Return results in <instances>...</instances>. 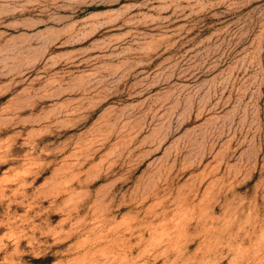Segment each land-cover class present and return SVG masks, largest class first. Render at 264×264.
Listing matches in <instances>:
<instances>
[{"label": "rangeland", "instance_id": "obj_1", "mask_svg": "<svg viewBox=\"0 0 264 264\" xmlns=\"http://www.w3.org/2000/svg\"><path fill=\"white\" fill-rule=\"evenodd\" d=\"M0 264H264V0H0Z\"/></svg>", "mask_w": 264, "mask_h": 264}]
</instances>
